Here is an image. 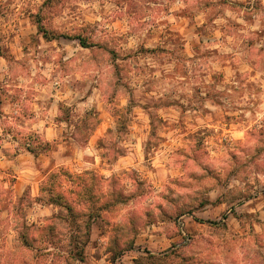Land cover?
<instances>
[{
  "label": "clouds",
  "instance_id": "1",
  "mask_svg": "<svg viewBox=\"0 0 264 264\" xmlns=\"http://www.w3.org/2000/svg\"><path fill=\"white\" fill-rule=\"evenodd\" d=\"M0 264H264V0H0Z\"/></svg>",
  "mask_w": 264,
  "mask_h": 264
}]
</instances>
